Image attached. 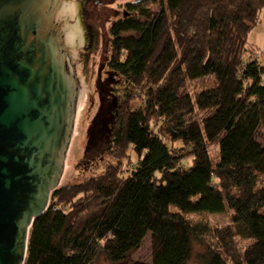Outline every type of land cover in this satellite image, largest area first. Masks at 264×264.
<instances>
[{"label": "trees", "instance_id": "obj_1", "mask_svg": "<svg viewBox=\"0 0 264 264\" xmlns=\"http://www.w3.org/2000/svg\"><path fill=\"white\" fill-rule=\"evenodd\" d=\"M263 9L264 0L128 2L110 62L127 83L106 146L119 163L53 192L26 264H121L148 234L152 261L133 264H188L195 242L203 264H264V67L248 48ZM130 149L138 164L125 176ZM226 212L216 229L190 217Z\"/></svg>", "mask_w": 264, "mask_h": 264}, {"label": "water", "instance_id": "obj_2", "mask_svg": "<svg viewBox=\"0 0 264 264\" xmlns=\"http://www.w3.org/2000/svg\"><path fill=\"white\" fill-rule=\"evenodd\" d=\"M71 1L0 0V264H26L74 135L79 88L60 15Z\"/></svg>", "mask_w": 264, "mask_h": 264}, {"label": "rangeland", "instance_id": "obj_3", "mask_svg": "<svg viewBox=\"0 0 264 264\" xmlns=\"http://www.w3.org/2000/svg\"><path fill=\"white\" fill-rule=\"evenodd\" d=\"M82 1L84 0H72L74 7L70 13L69 23L75 27L79 34L78 45L74 49L72 63L73 71L78 80V102L82 95L84 96L85 102L82 110L76 113L74 126L76 135H73L58 189L68 184H81L84 181H88L93 176L105 172L111 164L117 165L119 163L117 158H114L106 151V146L109 144V140H106V138H109V134L106 132L107 130L103 125L105 122V126H107V113L105 112L101 115L100 111L97 109L101 104L98 93L99 88L96 84L97 71L104 66V77H107L111 69L109 66L102 64L104 61H101L102 57L100 53H93L89 60L88 52L85 50L86 48L84 45L86 27L80 15ZM134 1L139 0H114L110 3L106 8V15L108 17L105 22V27L108 32L113 26V23L128 15L127 4L128 2ZM110 40L111 38L109 41ZM109 41L106 44V53L108 57L111 55L112 47ZM248 48L257 50L260 56V64L264 67V9L260 12L258 26L254 28L249 35ZM114 79L115 88L122 94L127 87L124 77L117 74L114 76ZM211 82H213L211 78L195 80L189 82L187 90L194 94V92L203 89ZM198 115L201 118L204 113L199 112ZM103 139L105 142H100ZM129 153L131 156L129 157L126 154V157L122 160V163H120V169L125 176L129 175L138 164L135 152L130 149ZM211 153L212 156L217 159L219 157L218 147H213ZM190 163V158H185L182 161L184 167L189 166ZM230 214L231 212L221 214H194L190 217L195 222L207 221L212 229H216L226 225L230 221ZM242 244L246 245V242H242ZM204 249V246L195 242L193 256L188 264H203L201 253L204 252ZM152 255V239L151 234H148L141 244V247L131 252L128 259L121 264H133L135 261L150 263L152 261ZM96 262V264H112L105 255H100Z\"/></svg>", "mask_w": 264, "mask_h": 264}, {"label": "flooded vegetation", "instance_id": "obj_4", "mask_svg": "<svg viewBox=\"0 0 264 264\" xmlns=\"http://www.w3.org/2000/svg\"><path fill=\"white\" fill-rule=\"evenodd\" d=\"M114 0H84L81 3L80 15L82 16V22L86 27V35L84 36L85 40V50L88 52V57H90L93 53L97 52L101 54L102 60L104 61L102 64L105 66H109L112 61V50H113V41L115 39L112 27L108 32L105 27L106 18V8L110 5V3ZM116 23V22H115ZM113 23V25L115 24ZM110 35V37H109ZM111 40L109 41V39ZM111 43V55L108 57L106 44ZM81 46V45H80ZM105 63V64H104ZM101 64V65H102ZM111 69V68H110ZM103 68H99L97 71L96 84L99 88V99L101 101L100 106L97 108L100 111L101 115L103 113H107V126H105V122L103 127L107 130L106 132L110 135L111 128L115 123L116 116L119 112L120 108V97L123 94H120L114 86V76L118 73L114 70H110V74L107 77H104ZM117 73V74H116ZM102 117V116H101ZM109 125V126H108ZM93 139V138H92ZM109 140V138H106ZM100 142H105L104 139Z\"/></svg>", "mask_w": 264, "mask_h": 264}, {"label": "bare ground", "instance_id": "obj_5", "mask_svg": "<svg viewBox=\"0 0 264 264\" xmlns=\"http://www.w3.org/2000/svg\"><path fill=\"white\" fill-rule=\"evenodd\" d=\"M73 2L71 1V3H65L63 5V11L60 13V15L62 16L63 18V22H64V17L68 16V18L70 19V13L73 9ZM66 31H65V43H66V46L67 47H70V48H73L74 46V49L77 47L78 45V40H79V34L77 33L76 29L74 26H72L70 24V27L66 26ZM84 96H80V99H79V102H78V106H77V113H79L82 108H83V105H84ZM76 135V132H74V136Z\"/></svg>", "mask_w": 264, "mask_h": 264}]
</instances>
